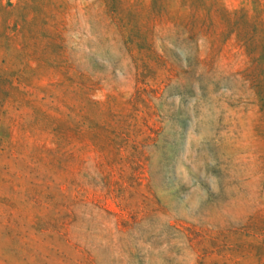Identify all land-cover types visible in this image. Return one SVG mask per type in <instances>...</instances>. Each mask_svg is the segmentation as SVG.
Wrapping results in <instances>:
<instances>
[{"label":"rangeland","instance_id":"1","mask_svg":"<svg viewBox=\"0 0 264 264\" xmlns=\"http://www.w3.org/2000/svg\"><path fill=\"white\" fill-rule=\"evenodd\" d=\"M0 90V264H264V0H0Z\"/></svg>","mask_w":264,"mask_h":264},{"label":"trees","instance_id":"2","mask_svg":"<svg viewBox=\"0 0 264 264\" xmlns=\"http://www.w3.org/2000/svg\"><path fill=\"white\" fill-rule=\"evenodd\" d=\"M8 84L9 86H11V88L16 87V85L12 84L11 81H8ZM258 95L260 96V98L264 99V93H259ZM20 96L22 97L18 99L15 95L0 90V144L3 143L4 140L8 137L11 140V130L17 127L22 129V135L24 134L25 137L34 138V141L36 143L40 142L41 148H44L45 145H47L50 141L53 142L51 138H53L54 136L62 139V133L57 131V135H55L56 129H51L50 125H47L45 122L50 113L43 107L38 108L37 106H35L34 101L32 103V99L29 98L31 96L30 93H22ZM23 100H26L25 103H22ZM23 106L28 107L29 110H22ZM27 116L29 118L33 117V119L32 121H29V124L25 125L23 124V119ZM56 139V142H60L58 141V139Z\"/></svg>","mask_w":264,"mask_h":264}]
</instances>
